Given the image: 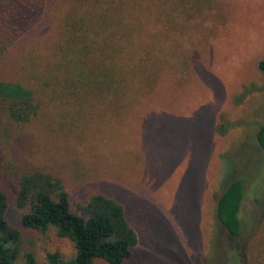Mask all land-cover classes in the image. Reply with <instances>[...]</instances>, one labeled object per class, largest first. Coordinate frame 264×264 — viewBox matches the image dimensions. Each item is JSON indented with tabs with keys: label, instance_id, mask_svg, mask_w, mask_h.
Masks as SVG:
<instances>
[{
	"label": "rangeland",
	"instance_id": "1",
	"mask_svg": "<svg viewBox=\"0 0 264 264\" xmlns=\"http://www.w3.org/2000/svg\"><path fill=\"white\" fill-rule=\"evenodd\" d=\"M167 1L148 8L147 0H140L139 6L123 9L124 26L105 45L110 61H128V70L140 62V77L130 71L121 75L125 91L100 86L93 102L85 104L90 92L62 89L65 106L72 109L64 112L67 121L81 115L69 130L86 140L83 146L60 124L67 122L61 119L56 78L63 75L70 88L80 77L72 69L81 64L89 69L93 54L82 61L70 56L75 63L67 61L64 69L58 47L72 34H66L71 31L66 14L90 19L93 6L51 0L36 12L39 20L34 19L29 34L15 41L19 48L4 49V54L9 56L5 71H12L15 62L28 75L24 82L33 85L39 113L13 129L22 138V153L0 151V162L58 177L70 203L96 192L118 202L138 239L126 264H242L247 238L264 219V152L255 142L264 124V72L259 68L264 0H215L202 21L191 17L177 24L166 19L181 16L174 6L185 4L189 13L192 8L176 0L168 7ZM91 38L85 36L88 45ZM150 71L156 81L147 86ZM83 75L91 77L89 70ZM109 91H115L111 98L104 95ZM225 174L245 181L242 213L247 220L240 239L230 238L215 216ZM22 239L15 264H24L25 252L34 254L37 264H48L49 253L64 259L74 255L72 244L53 230L23 232Z\"/></svg>",
	"mask_w": 264,
	"mask_h": 264
},
{
	"label": "trees",
	"instance_id": "2",
	"mask_svg": "<svg viewBox=\"0 0 264 264\" xmlns=\"http://www.w3.org/2000/svg\"><path fill=\"white\" fill-rule=\"evenodd\" d=\"M50 1L2 0L0 2L1 152L8 150V153H22L24 148L22 138L13 134V129L29 124L39 113L38 104L33 97V92L35 93L33 85L27 86L24 82L29 80L28 75L20 73L19 66L15 62L12 71H5L9 56L4 54V49L19 48L15 41L17 38L29 34L28 30L32 29L35 19L33 15L49 6ZM214 1L176 0V2L188 4L192 8L191 13L187 11L185 4H176L174 9L177 13H181V16L176 19L167 15L166 19L173 24H177L178 20V23H183L191 17L202 21L205 9L212 8ZM80 2H91L94 15L89 19L84 14L76 15L75 18L70 12L66 14L65 24L71 26V31L66 34L71 32L72 34L68 35L58 47L61 64L65 69L67 61L71 66L75 63L70 56L76 55L82 61L88 59L89 54L93 55L90 56L92 62L89 69L83 64L72 69L79 72L80 77L70 88L64 84L63 75L60 80L56 78L60 88L57 91L59 101L62 97L61 119L67 122L65 125L60 124L68 132H70L69 125L74 127L81 115L72 121L68 117L69 121H67L64 112L72 111V109L70 106H65L63 88L90 92L86 98L85 104H87V102H93L96 89L100 86L125 91L124 79L121 75L126 77L130 71V76L134 73L140 77L141 71L139 61L129 70L125 68L128 61L124 64L110 61L105 46L109 41L114 42L118 29L124 26L122 10L136 7L140 0H80ZM171 3L172 1L168 0L165 4L169 7ZM158 5L159 0H147L148 8H155ZM35 20H39V17ZM22 25L24 27H21ZM76 25L82 26L84 30H75L74 26ZM81 33L83 34L80 36ZM87 34L93 37L89 40V45L85 41ZM100 45L103 46L98 48ZM81 46L84 47L80 49ZM114 48L117 50L118 47ZM259 68L264 72V60L259 63ZM87 70L91 74L90 78L83 75ZM8 72L11 73L8 74ZM154 74L150 71L147 86L156 81ZM13 75H16V78L10 80ZM21 76L24 77L23 81L20 80ZM107 76L109 80L105 78ZM35 77H37V73ZM49 82L51 83V81ZM46 85V89L50 87V84ZM139 90H143V88ZM104 95L111 98L115 95V91L106 92ZM93 106L101 107L95 104ZM72 136L80 145L83 141L85 144L86 140L82 136L81 138L74 134ZM255 142L257 148L264 152V124L259 127ZM20 167V164L7 167L0 162V264H15L19 259L23 244V232L45 234L49 230H53L57 237L68 240L74 248V255L69 259H64L57 252L49 253L47 255L48 264H126L132 257L138 239L127 221L123 207L118 202L96 192L83 201L70 203L69 195L58 177L40 169L30 168V166ZM244 199L245 181L235 178L232 174L230 177L228 174L223 175L220 192L217 194L215 202V216L232 239H240L243 236L244 221L247 220L242 213ZM250 235L242 249L239 261L242 259V264H264V219L254 236L252 233ZM23 258L24 264H37L32 253H23ZM237 262L233 261L234 264H238Z\"/></svg>",
	"mask_w": 264,
	"mask_h": 264
}]
</instances>
